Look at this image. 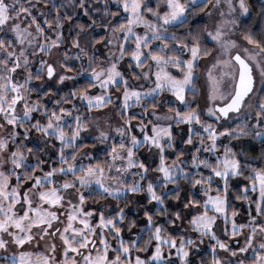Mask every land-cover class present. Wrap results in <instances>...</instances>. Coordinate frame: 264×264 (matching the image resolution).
I'll return each mask as SVG.
<instances>
[{
    "label": "snow or ice",
    "instance_id": "6c2138e0",
    "mask_svg": "<svg viewBox=\"0 0 264 264\" xmlns=\"http://www.w3.org/2000/svg\"><path fill=\"white\" fill-rule=\"evenodd\" d=\"M205 10L211 25L175 31ZM249 15V0H0V264H264V31ZM57 53V83L75 79L72 59L86 83L49 108L32 81L57 74ZM109 106L115 124L91 116ZM108 200L114 212L87 207Z\"/></svg>",
    "mask_w": 264,
    "mask_h": 264
},
{
    "label": "trees",
    "instance_id": "16d2710c",
    "mask_svg": "<svg viewBox=\"0 0 264 264\" xmlns=\"http://www.w3.org/2000/svg\"><path fill=\"white\" fill-rule=\"evenodd\" d=\"M55 2L56 3H67V0H55ZM262 2H264V1H262V0H249V4H250V15L248 17H245L244 19L241 20V24H242L243 27H246V28H249V29H253V30H256V31H264V18H261L258 15ZM199 14L200 13H198L195 16H190L189 23L187 25H185L183 28L177 27L175 29V31L184 32V31L187 30V28L189 26H191V27H197L198 28L201 25H203L206 21H204L203 19L198 18L199 17ZM73 16H74V18H75V20L77 22H80V23H86V22H88V17L84 16L82 12L79 13V14H77L76 12H73ZM64 33H65V36L68 35V24L67 23L64 26ZM238 34H239L240 38L242 39L241 33L238 32ZM84 43H86V41H84ZM97 47L99 48L100 46L97 45ZM72 51H73V55H74V53H75L76 50L73 49ZM102 51H103V49H102ZM48 57H45V58L47 59ZM38 59H40V54H38L37 57H36V60H38ZM59 59H62V56L58 53V62H59ZM69 63L74 66V71L71 72V73H69V74L70 75H73L76 78L73 80V84L72 85L67 84V86H64L60 90H56L54 88H51L52 89V94H50V96H47V97H42L44 103H46L49 106V108L53 107V103H52L53 99L58 98L59 96L66 95L73 88L74 85H81V84L86 83V78L84 76H76L75 75L76 70L79 69L80 61H76V60L72 59V60H69ZM31 67H32L33 73H35V71L37 69L36 64H34ZM35 81L36 80H33L32 81V84ZM47 89L48 88H43L44 91H46ZM92 91H95V90H92ZM41 95H42V93H41ZM35 96H36V93H33V97L34 98H35ZM76 102L79 103V101H76ZM81 110H83V109H81ZM131 111L134 112V113H136V114H139V112L141 110L138 109V108H134V109H131ZM34 115L35 116H39V113H34ZM135 122L136 121H133V123H135ZM33 138H35V134H33ZM178 142L179 141H177V143ZM30 143H32V142H30ZM232 143L234 145H237V147L240 146L239 145V142H237V141H233ZM89 144H91V141L90 140H89ZM243 146H244V148H246L248 150V154L251 157H253V158L259 156L260 153H261V150H262L261 142L258 139H248V140H245L244 143H243ZM95 157L98 158V159H100V160L105 159L104 151L101 152V153H99V155L98 156H95ZM169 187H171V185ZM184 194H185L184 192L181 193L182 196ZM137 199L142 204L144 203V198L142 196L137 197ZM168 203L170 205H176L177 202H175V201H169ZM235 203L237 204V206H239L242 202H235ZM116 204H117V202L116 201H112V200L99 201V203H96V204H93L91 201H88L87 202V207L99 208L101 205H110V207L107 208V209H110L109 210V213H111V212H114L116 210ZM121 206H123V202H121ZM147 207L150 208V209H152L153 211H155V208H154L153 205H147ZM126 213H127L128 219L136 218L138 216L135 203L130 204L128 206V208H126ZM139 218L141 220L143 219L142 218V213L139 214ZM246 220H247V217L246 216H238L237 217V221L238 222H242V221H246ZM125 223H127V221H125ZM136 231H137V229H135V228L132 229V232H129L127 229H125L122 232V236H123V238L125 240L134 239L135 236L133 235V233H135ZM173 231H174V229H173ZM174 232H176V231H174ZM220 239L224 240L227 243L230 242L229 236L228 235H225V233H223L221 235ZM113 243H115V242H113ZM210 245L208 247H206L204 245V243H203V244L200 245L199 249H197V250H195L193 252V256L197 259V262L199 261V258L200 257H203L205 260H208V261L211 260V247H210Z\"/></svg>",
    "mask_w": 264,
    "mask_h": 264
},
{
    "label": "rangeland",
    "instance_id": "374dc122",
    "mask_svg": "<svg viewBox=\"0 0 264 264\" xmlns=\"http://www.w3.org/2000/svg\"><path fill=\"white\" fill-rule=\"evenodd\" d=\"M262 1H264V0H262ZM213 2H214V0H213ZM198 3H199V0H198ZM113 7H114V5H113ZM209 7H211V5H209ZM206 12H207V10H205V12H201V13L199 14V17H198V18L203 19L204 21H207V23H208L209 25H211L212 18L208 17V16L206 15ZM213 16H214L216 19H219L218 15H217L216 13H213ZM244 18H245V17H239L240 21H241L242 19H244ZM233 38H234V39H237V40L239 41L240 44H244V43H246L245 41H243V39L240 38L238 32H236V34L233 36ZM213 54H215V50H213ZM37 55H38V54H37ZM36 57H37V56H36ZM36 57H35L34 60H32V64H31V66H33L34 64H36L37 68H39V63H38L39 59L36 60ZM49 57H50V58H49ZM49 57H48L47 59H48L50 62H51V61H55V62H56V66H57V74H55L54 77H53L51 80H49V79L46 77V75H45L44 80H41V81H35V82L33 83V85L41 86L42 90H43V88H54V89H56V90H60V89H62L64 86H67V84L72 85V84H73V80H66L63 84L57 83V76H58L59 74H62V73L64 72V69H62V68L59 67L58 53L55 54V55H50ZM204 63H205V59H201V60H200V64H201V65H204ZM31 68H32V67H31ZM36 70H37V69H36ZM173 71H175V70H173ZM199 71L203 72V68H201ZM68 74H69V73H68ZM69 75H70V74H69ZM75 78H76V77H75ZM165 95L168 96L169 99H174V98H172V97L170 96V94H165ZM91 116H92L93 118H98V119L100 120V122H103L104 120H107V119H110V118H111L113 124H115L116 120L118 119V117H116L115 114H114V112L112 111V106H109L108 108H104V109H100V110H93V112L91 113ZM205 118H206V119H211V118H209V117H205ZM241 119H243V117H241ZM135 123H136V122H135ZM135 123H134V124H135ZM230 123H233V125H234V122H230ZM180 127H181V128H186V126H184V125H181ZM136 131H138V129H137ZM174 131H175V129H174ZM85 135L88 136L87 133H86ZM113 139H115V140H119V137L115 134L114 131L112 132V138H110V140L108 141V144H111ZM89 140L91 141V138H90V137H89ZM30 142H32V143H38V141H37L35 138H32V139L29 141V143H30ZM178 144H179V142H178ZM107 146H108L107 144H106V145H100V144H97L95 148L90 147V148H88L87 150H88V151H92V152L94 153V156H98L99 153L103 152V149L106 148ZM107 210H108V212H109L110 209H107ZM217 223L222 225V221H217ZM174 231H176L177 233H179L181 230H180L179 228H176V229H174ZM223 233H224V232L222 231V229H219V230H218V235H219V237H221V235H222ZM110 239H111V238H110ZM229 240H230V242H229L230 246L233 247V248H235V247H238L239 244H242V243H243V236L236 237V238H232V239L229 238ZM211 242L214 243V241H209V240L206 239L205 242H204V245H205L206 247H208V246L211 244ZM221 255L226 256L227 254H226V253H223L222 250H221ZM246 255H247L249 258H251V255H252L251 251H249Z\"/></svg>",
    "mask_w": 264,
    "mask_h": 264
}]
</instances>
